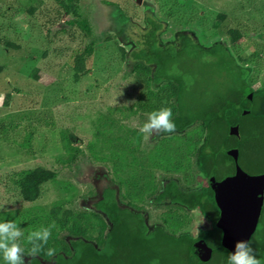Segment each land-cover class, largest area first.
I'll list each match as a JSON object with an SVG mask.
<instances>
[{"label": "trees", "instance_id": "obj_1", "mask_svg": "<svg viewBox=\"0 0 264 264\" xmlns=\"http://www.w3.org/2000/svg\"><path fill=\"white\" fill-rule=\"evenodd\" d=\"M64 10L66 16L77 17L74 5L64 6ZM224 17L217 15L214 28L219 27ZM146 21L149 30L141 47L134 45L130 53H124L119 47L123 59L130 57L124 60L129 67L125 85L135 92L134 99H122L113 106L105 101L92 103L94 117L90 123H94L95 129L85 134L83 140L87 157L99 168L94 190L79 197L69 183L58 179L55 171L41 165L0 171V222L14 221L22 230L17 243L23 250L25 264H197L200 260L207 264L208 257L209 264H220V255L235 252V245L225 241L226 235L220 238L227 233L222 223L230 219L224 206L231 203L224 194H219L224 186L213 174L224 173L223 165L219 158L216 160L221 166L214 165L211 147L215 144H211L230 131L241 135L240 143L242 139L254 138L257 131L264 133L263 111L253 119L245 112L253 93L249 71L235 64L221 43L204 47L189 33H178L177 46L163 45L158 35L160 25L151 18ZM73 23L81 31L90 32L84 20ZM241 35L238 29L228 30L232 44ZM0 46L13 47L1 40ZM93 51L94 45L90 43L72 53L74 83L89 74L88 61ZM184 57L188 64L212 59L201 64L219 67L221 71L227 66L235 67L237 88L230 89L228 98L219 95L208 105L184 102L186 85L175 72L177 68L187 67L181 63ZM2 70L0 66V73ZM118 79L103 89L101 97L116 90L112 86ZM259 95H264V88ZM8 98L9 94L5 96ZM161 108L172 110L175 131L148 134L151 144L145 146L144 133L127 123L135 118L144 125L147 114ZM88 112L86 107L81 112L76 107L71 109L66 114V120L70 121L67 126L63 123L65 119L61 115L55 119L51 110L7 115L2 119L4 123L0 121V143L34 159L36 132L43 127L54 129L59 123L60 143L66 153L56 163L70 166L80 152L70 135L79 134L77 127L86 123L79 118ZM244 112V117H240ZM43 151L39 149V153ZM208 165L209 207L204 186L194 187L195 171L205 175ZM78 200L80 205L76 206ZM201 207L209 211V230L204 226L206 219L199 214ZM152 210L155 211L153 218ZM259 210L262 212L260 234L250 246L256 259L264 264V205ZM193 212L198 213L199 220ZM53 224L47 244L33 256L32 245L27 243L29 232ZM34 243L39 245L41 241L34 240ZM48 249H55L54 255L49 256ZM0 264H6L2 254Z\"/></svg>", "mask_w": 264, "mask_h": 264}, {"label": "rangeland", "instance_id": "obj_2", "mask_svg": "<svg viewBox=\"0 0 264 264\" xmlns=\"http://www.w3.org/2000/svg\"><path fill=\"white\" fill-rule=\"evenodd\" d=\"M74 5L77 17L66 16L64 6ZM225 17L219 27L214 28L217 15ZM151 18L160 25V43L178 45V33H189L195 42L204 47L221 43L235 64L250 68L249 79L254 89L262 82L264 74V0H0V40L13 47L0 46V121L7 115L21 112L51 110L69 122L67 113L85 107L89 112L82 116L86 123L71 134L74 145L80 152L72 165L62 167L56 159L64 156L66 149L60 143V124L54 129L40 128L34 139L37 154L34 159L17 154L4 142L0 143V171L41 165L55 171L58 179L69 183L75 195L87 196L94 190V179L99 168L92 164L85 152L83 136L95 129L92 103L107 102L118 105L122 99L133 100L135 92L126 87L130 57L119 50L130 53L149 30L146 19ZM84 20L89 33L81 31L75 20ZM238 29L241 38L232 44L228 30ZM110 38L108 42L105 40ZM94 51L88 61L89 74L78 83L72 80L71 55L88 44ZM129 55V54H128ZM212 60V59H211ZM205 59L201 63L211 61ZM186 68L175 72L185 83L184 102L195 106L208 105L219 95L228 98L231 88H237L235 67L227 66L221 71L216 66L201 63H181ZM236 74V75H235ZM115 91L105 94L103 89L116 78ZM9 94L10 98L5 99ZM7 103V106L4 103ZM199 103V104H198ZM65 115V118H64ZM83 119L81 121H83ZM131 127L141 129L143 122L130 119ZM144 145L148 133H144ZM44 149L39 153V149ZM108 179L110 174L105 172ZM243 181H245L243 179ZM243 188L245 185L242 183ZM225 187L219 192L226 193ZM244 190V189H243ZM245 191V190H244ZM227 195V194H226ZM230 203V199L227 197ZM80 200L76 203L80 205ZM209 207V194L206 196ZM155 211L150 212L153 218Z\"/></svg>", "mask_w": 264, "mask_h": 264}, {"label": "flooded vegetation", "instance_id": "obj_3", "mask_svg": "<svg viewBox=\"0 0 264 264\" xmlns=\"http://www.w3.org/2000/svg\"><path fill=\"white\" fill-rule=\"evenodd\" d=\"M244 68V67H242ZM250 72V68H244ZM262 82L254 89L253 85H251V81L249 79L250 87L253 90L251 95V99L249 100V106L245 110V112L249 114V110L253 108L256 112V115L250 117V119L258 117L260 111H263L264 115V95L260 96L259 93L263 91L264 88V74L262 75ZM249 78V77H248ZM244 113L241 114L240 117H244ZM241 135H238L236 132H228L225 134L222 139L215 138L213 140L212 152L211 155L215 158L214 165L218 167L220 163L216 160L217 158L220 159L223 166L224 173L215 174V180L218 179V182L222 183L226 189V193L224 194L226 197L230 199L231 205L225 208V213L230 217L229 221L222 223V228L227 230V233L221 234L218 233L220 238H225L226 235V242L233 243L231 241L230 236V229L225 228L224 225L234 224L237 226H243L252 222L257 216H259L258 222L256 224L254 232L251 234L249 238V243L253 244L259 238L258 231L260 229V219L262 212L260 209L264 205V133L257 131L254 133V138L242 139L243 142L240 143ZM239 141V144H238ZM212 142V141H211ZM207 151L209 156V137H208V144H207ZM231 151L233 158L236 162L239 163V166L246 165L245 167L241 168L240 171L235 172L234 166L231 162L225 160V154ZM209 158V157H208ZM216 160V161H215ZM207 174L202 175L197 170L194 173V187L198 189L200 186H204L205 188V196L209 194V165L207 169ZM243 179L245 181H243ZM242 183L245 185L243 188ZM245 191H244V190ZM227 194V195H226ZM262 197V198H261ZM229 203V201H228ZM205 210L207 215L209 216V211H207L204 207L199 209V214L201 217L205 218L207 223L204 225L209 230V218H206L202 215V210ZM258 211V212H257ZM252 214L253 215L252 217ZM193 215L196 220H199V215L197 212H193ZM209 242V238H206ZM209 247V246H208ZM209 256V253H208ZM221 256V255H220ZM209 264V257L208 261Z\"/></svg>", "mask_w": 264, "mask_h": 264}, {"label": "clouds", "instance_id": "obj_4", "mask_svg": "<svg viewBox=\"0 0 264 264\" xmlns=\"http://www.w3.org/2000/svg\"><path fill=\"white\" fill-rule=\"evenodd\" d=\"M148 115V120L140 129L142 133L150 135L155 132L159 135L161 132L171 133L175 131V124L172 121V110L170 108H161L153 111ZM55 225H50L48 228H41L39 231H30L27 236V243L32 247L30 252L33 256L39 252L51 235V228ZM23 235L22 230L14 221L0 222V254H2L6 264H25L22 248L18 239ZM34 240H40L39 245L34 243ZM55 249H48L49 256L54 255ZM228 264H260L256 259L253 248L249 241L238 240L235 242V252H230L228 255Z\"/></svg>", "mask_w": 264, "mask_h": 264}, {"label": "water", "instance_id": "obj_5", "mask_svg": "<svg viewBox=\"0 0 264 264\" xmlns=\"http://www.w3.org/2000/svg\"><path fill=\"white\" fill-rule=\"evenodd\" d=\"M139 2V0H137V3ZM249 114L251 117H253L254 115H256V112L253 108H251L249 110ZM225 160L231 162L234 166V171L238 172L241 170V168L245 167L246 165H242V167L239 166V163L236 162V160L233 158L232 152L229 151L225 154ZM202 215L206 218H209V216L207 215L206 211L203 209L202 210ZM259 216H257L252 222L245 224L243 226H237L234 224H225L224 227L225 228H229L230 229V236H231V241L236 242L238 240H245V241H249V238L251 236V234L254 232L256 224L258 222ZM208 240H205V247L206 249H208ZM197 264H205L203 260H200L199 263ZM220 264H228V255L227 254H223L221 255V263Z\"/></svg>", "mask_w": 264, "mask_h": 264}]
</instances>
